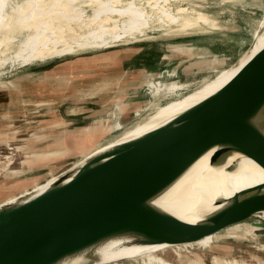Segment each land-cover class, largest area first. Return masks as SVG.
<instances>
[{
  "label": "water",
  "instance_id": "1",
  "mask_svg": "<svg viewBox=\"0 0 264 264\" xmlns=\"http://www.w3.org/2000/svg\"><path fill=\"white\" fill-rule=\"evenodd\" d=\"M208 151L211 162L238 153L264 169V46L224 85L157 127L90 152L40 192L34 186L1 202L0 264H106L96 249L111 241L191 244L263 214L264 182L217 199L194 222L154 203Z\"/></svg>",
  "mask_w": 264,
  "mask_h": 264
},
{
  "label": "rangeland",
  "instance_id": "2",
  "mask_svg": "<svg viewBox=\"0 0 264 264\" xmlns=\"http://www.w3.org/2000/svg\"><path fill=\"white\" fill-rule=\"evenodd\" d=\"M179 5L204 13L206 21L191 17L196 19L195 25L179 32L182 20L174 23L156 20L150 23L153 28L144 34L125 37L109 47L80 49L25 65L11 59L0 62V203L13 200L34 186L33 190L49 185L56 174L80 161L97 142L102 145L118 136L141 116L136 111L145 103L150 108L152 105L141 90L136 92V97L120 96L130 94L140 84L126 81L137 71H146L152 77L163 69L171 70L164 67V45L196 47L198 52L207 48L214 64L210 79L191 81L190 87L182 88L184 91L180 94L164 97L162 104L197 89L203 80L214 79L219 72L237 63L250 48L256 32L253 29H258V22L264 16V0H178L171 3V9ZM91 11L90 7H84V13ZM213 19H218L217 26L209 24ZM0 58L4 59V54ZM120 83L125 88L119 96L115 92ZM79 123L86 125L78 130ZM63 130L74 134L63 135ZM56 137L64 143L59 149L60 155L56 153L58 148H53ZM263 214L195 243L166 247L155 254L172 264H213L214 257L264 264ZM100 261L156 264L145 258L141 261V257L121 255Z\"/></svg>",
  "mask_w": 264,
  "mask_h": 264
},
{
  "label": "bare ground",
  "instance_id": "3",
  "mask_svg": "<svg viewBox=\"0 0 264 264\" xmlns=\"http://www.w3.org/2000/svg\"><path fill=\"white\" fill-rule=\"evenodd\" d=\"M173 1L178 2V0H0V55L4 54V59L0 58V62L4 63L11 59L12 62L25 65L54 56L72 54L80 49L109 47L124 40L125 37L135 38L137 34H144L148 28H153L150 27V23L156 20L163 23L182 20L180 28L177 29L179 32L195 25L196 19H190L191 17L196 16L197 20L206 21L204 13L193 9L189 11L186 6L179 5L171 9ZM143 5L149 10L147 11ZM84 7H90L91 13H84ZM217 20L208 22L213 27L219 24ZM257 28L253 29L256 33L250 48L237 63L219 72L216 78L202 81L197 89L157 106L152 111L153 114L123 129L113 140L102 145L95 142L89 153L147 132L220 88L264 46V16L259 20ZM165 89L168 95L181 93L178 91L179 86L173 82L156 83L153 90L157 94ZM70 132L63 130V135L74 134L73 131ZM62 145L64 143L56 137L52 147L58 148L56 149L58 155L61 154L59 149ZM89 153L86 157L90 155ZM211 156L212 151L200 156L154 200V203L183 220L194 222L215 209L217 199H225L239 190L264 182V169L249 157L229 153L211 162ZM47 186H41L32 192H40ZM262 217L264 218V214ZM120 243L111 241L98 247L97 252L102 254L99 260L121 255L125 258L141 257V261L145 258L156 264H172L155 254L158 250L160 252L166 247H172L170 245L121 247ZM212 263L245 264L235 259L217 257L213 258Z\"/></svg>",
  "mask_w": 264,
  "mask_h": 264
},
{
  "label": "crops",
  "instance_id": "4",
  "mask_svg": "<svg viewBox=\"0 0 264 264\" xmlns=\"http://www.w3.org/2000/svg\"><path fill=\"white\" fill-rule=\"evenodd\" d=\"M198 50L199 49L196 47H174L171 45H164V67L174 69V71L179 75L180 80L182 79L181 82H188L186 84L191 83L192 80L196 81L198 78L200 80L202 77H208L211 75V67L213 66L212 64H214L213 58L210 57L211 55L207 48H204L203 50L200 49L199 52ZM184 52L190 54L186 55ZM147 75L148 74L146 71H137L135 75H130L129 77L131 78L128 77L126 81L130 80L132 83L141 84L144 80H147L146 78H149ZM140 84H137L138 86H136L134 89H131L129 91L130 94L122 95V93H124L125 87L120 83L119 88L116 89L115 93L119 94V96L122 95L120 96L121 98L123 96L129 95L135 96L137 95L136 92H140V90L142 91V89L139 88ZM139 96H141V94H139ZM85 125L86 123H79L78 130L81 128V126Z\"/></svg>",
  "mask_w": 264,
  "mask_h": 264
},
{
  "label": "built area",
  "instance_id": "5",
  "mask_svg": "<svg viewBox=\"0 0 264 264\" xmlns=\"http://www.w3.org/2000/svg\"><path fill=\"white\" fill-rule=\"evenodd\" d=\"M159 73V72H158ZM176 72L174 70H170L169 69H163V71H160L159 74L154 75L153 77H151L150 79H148L145 84H143V87H141L144 95L146 97H148L147 101L148 103H150V108L145 106V104L142 106L141 109H139L138 111H136V115H144L146 113H148V111L150 109H152L154 106L161 104L164 101V97L168 96L167 89H165V91H162L161 93H154L153 88L151 87L152 84L154 83H170L173 82L175 84H177L179 86V90L178 91H184L182 90V88L185 89V85H182L179 80L176 78ZM151 100V102L149 101ZM146 101V102H147ZM147 108H149L147 110Z\"/></svg>",
  "mask_w": 264,
  "mask_h": 264
},
{
  "label": "trees",
  "instance_id": "6",
  "mask_svg": "<svg viewBox=\"0 0 264 264\" xmlns=\"http://www.w3.org/2000/svg\"><path fill=\"white\" fill-rule=\"evenodd\" d=\"M162 58H163V57H162ZM164 59H165V58H164ZM176 74H177V73H176ZM176 78L179 80V82H180L182 85H184V84H185V85H188V84H186V83H188V82H184V83H183V82H181V80H180V77H179V75H178V74L176 75ZM192 81H193V80H192ZM189 84H190V83H189ZM155 85H156V83L154 84V86H153V87H155ZM153 89H154V88H153Z\"/></svg>",
  "mask_w": 264,
  "mask_h": 264
}]
</instances>
